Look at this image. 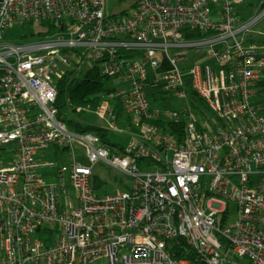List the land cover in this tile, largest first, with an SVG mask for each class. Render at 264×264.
Wrapping results in <instances>:
<instances>
[{
	"label": "built area",
	"instance_id": "2783aa9c",
	"mask_svg": "<svg viewBox=\"0 0 264 264\" xmlns=\"http://www.w3.org/2000/svg\"><path fill=\"white\" fill-rule=\"evenodd\" d=\"M242 2L0 0V264H264V0ZM95 68L116 85L75 114L126 144L60 118L58 80Z\"/></svg>",
	"mask_w": 264,
	"mask_h": 264
},
{
	"label": "trees",
	"instance_id": "16d2710c",
	"mask_svg": "<svg viewBox=\"0 0 264 264\" xmlns=\"http://www.w3.org/2000/svg\"><path fill=\"white\" fill-rule=\"evenodd\" d=\"M261 2L262 0H243L239 13L243 20H248L253 15V11L260 6ZM50 27L51 31L57 28L54 25ZM31 38H35L34 33L21 35L18 40ZM248 41L264 44V37H259L258 39L249 37ZM57 85L58 96L56 106L59 110L60 118L65 121L70 128L79 132H95L103 138L104 142L109 143L112 147L120 145L110 141L108 132L100 129L96 125L89 124L87 120H89L90 115L85 112L75 114L77 108H86L88 106L94 108L100 100V94L105 91L106 79L100 76L97 68L87 69L79 74L68 72L58 80ZM259 86L260 96L264 97V76ZM111 91L112 90H109L108 92L111 93ZM105 184V182L97 177L94 180V188L96 190L104 189V187H106Z\"/></svg>",
	"mask_w": 264,
	"mask_h": 264
},
{
	"label": "rangeland",
	"instance_id": "374dc122",
	"mask_svg": "<svg viewBox=\"0 0 264 264\" xmlns=\"http://www.w3.org/2000/svg\"><path fill=\"white\" fill-rule=\"evenodd\" d=\"M137 0H108V7L109 12L111 14L113 13H120L124 10L128 12H133L132 5ZM9 35L11 37L18 36L21 31L19 28L14 27L9 31ZM249 37L258 39L259 37H264V19L262 22L254 26V28L249 32ZM206 49H198V50H189L188 54L190 57L188 58V65L191 66L195 62V57L202 55L205 52ZM264 72V71H263ZM116 83L112 80L109 82L106 81V88L108 86H111ZM185 104L184 100L179 99H166L164 102H155L156 106H160L163 109H172L176 107H180ZM89 120L93 123H97V119L93 116L89 117ZM109 139L112 143H121L126 144L129 141V136L126 134H118V133H110ZM11 158V157H10ZM54 158V154H49V159ZM95 173L98 174L100 179L105 182L106 187H104V190L107 194H112L117 189L118 185H122L123 180H125V176L122 175V173L118 172L117 170L113 169L110 166H106L103 164L97 165L94 169ZM41 174L48 180H53L52 176L54 174V170L51 168H45L41 170ZM236 219V216H232L230 219V222L234 221ZM245 262H247L245 260ZM244 262V263H245Z\"/></svg>",
	"mask_w": 264,
	"mask_h": 264
}]
</instances>
